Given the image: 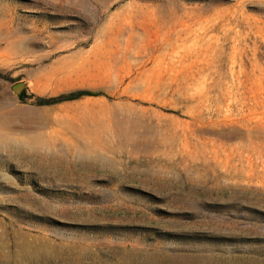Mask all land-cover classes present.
<instances>
[{"label":"rangeland","instance_id":"1","mask_svg":"<svg viewBox=\"0 0 264 264\" xmlns=\"http://www.w3.org/2000/svg\"><path fill=\"white\" fill-rule=\"evenodd\" d=\"M0 236V264H264V0H0Z\"/></svg>","mask_w":264,"mask_h":264},{"label":"trees","instance_id":"2","mask_svg":"<svg viewBox=\"0 0 264 264\" xmlns=\"http://www.w3.org/2000/svg\"><path fill=\"white\" fill-rule=\"evenodd\" d=\"M83 96H91V94L87 92H77V93H72L70 95L61 96L57 99H48V100L41 99L38 103L39 105H52V104H57L61 102L77 100Z\"/></svg>","mask_w":264,"mask_h":264},{"label":"bare ground","instance_id":"3","mask_svg":"<svg viewBox=\"0 0 264 264\" xmlns=\"http://www.w3.org/2000/svg\"><path fill=\"white\" fill-rule=\"evenodd\" d=\"M1 240H2V236H0V242H1ZM6 245H7L6 243L0 244V260L1 259H4L6 257V255L4 253V250L7 249V248H9V245H7V246ZM32 247H33V245L26 240L25 245L22 246V252L25 251V250H27V249L30 250V249H32Z\"/></svg>","mask_w":264,"mask_h":264}]
</instances>
